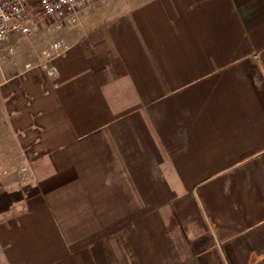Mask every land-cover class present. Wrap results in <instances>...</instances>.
I'll list each match as a JSON object with an SVG mask.
<instances>
[{"label":"crops","instance_id":"obj_1","mask_svg":"<svg viewBox=\"0 0 264 264\" xmlns=\"http://www.w3.org/2000/svg\"><path fill=\"white\" fill-rule=\"evenodd\" d=\"M97 3L0 52V264H264V0Z\"/></svg>","mask_w":264,"mask_h":264},{"label":"built area","instance_id":"obj_2","mask_svg":"<svg viewBox=\"0 0 264 264\" xmlns=\"http://www.w3.org/2000/svg\"><path fill=\"white\" fill-rule=\"evenodd\" d=\"M101 1L104 0H0V52L13 53L16 40L2 45L14 31L20 38L30 37L40 29L41 19L48 21L47 27L52 31L73 28L80 23L82 13ZM68 48L63 37L51 41L49 47L42 50L39 65L54 74V59L63 55ZM27 66L31 65L28 63ZM23 170H27V167H23Z\"/></svg>","mask_w":264,"mask_h":264},{"label":"rangeland","instance_id":"obj_3","mask_svg":"<svg viewBox=\"0 0 264 264\" xmlns=\"http://www.w3.org/2000/svg\"><path fill=\"white\" fill-rule=\"evenodd\" d=\"M106 7H107L106 4H99V3H96L94 6L95 10H100V9H103ZM66 31H67L66 29H63V30H57V31L52 32V34L55 35L54 39H52V40L59 39L62 36L64 37ZM13 33H14L15 37L18 35V33L16 31H14ZM33 35L34 34H32L29 38L28 37L19 38V40H18L19 43L16 46L14 53L10 55L11 59L21 61V55H24V53L31 52L34 50L30 41H29V39H31L33 37ZM47 47H49V43L46 45V47H41V49H40L41 52L44 48H47ZM1 64H2V60L0 61V65ZM16 163L17 162L10 160V161H8L7 164L9 166H11V165H15Z\"/></svg>","mask_w":264,"mask_h":264}]
</instances>
